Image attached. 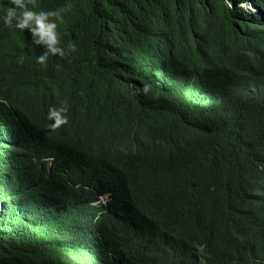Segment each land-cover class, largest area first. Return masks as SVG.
Segmentation results:
<instances>
[{
  "label": "trees",
  "instance_id": "trees-1",
  "mask_svg": "<svg viewBox=\"0 0 264 264\" xmlns=\"http://www.w3.org/2000/svg\"><path fill=\"white\" fill-rule=\"evenodd\" d=\"M40 6L76 51L0 23V264H264V0Z\"/></svg>",
  "mask_w": 264,
  "mask_h": 264
},
{
  "label": "clouds",
  "instance_id": "clouds-1",
  "mask_svg": "<svg viewBox=\"0 0 264 264\" xmlns=\"http://www.w3.org/2000/svg\"><path fill=\"white\" fill-rule=\"evenodd\" d=\"M35 2L40 5V0H8L9 6L7 5L6 10L0 15V23L6 29L11 28L16 32H19L22 36L24 31H28L31 35L32 45L42 46L43 51L39 52L35 60L37 64H45L52 58L64 57L67 52H75V43L69 42L66 49L61 44L57 28H60L62 23L64 8H57L49 10L42 8V10H34ZM240 6L246 7V4L242 3ZM250 10L252 8L248 6ZM2 34V33H1ZM0 34V46H4L7 42L1 39ZM53 56V57H49ZM4 57L2 55L0 58ZM12 61L11 58H8ZM23 59L22 57L20 58ZM4 63H0L2 65ZM19 86L20 84L16 82ZM20 87V86H19ZM150 89V86L145 84L142 91L146 94ZM69 111L67 102H62L57 106H50L47 110L46 119L51 123L48 127L52 130L65 125L67 120V113ZM111 191V190H109ZM112 192V191H111ZM104 192H99L98 203L101 205H110L111 203L100 202ZM113 196V192H112ZM114 197H112L113 202Z\"/></svg>",
  "mask_w": 264,
  "mask_h": 264
},
{
  "label": "water",
  "instance_id": "water-1",
  "mask_svg": "<svg viewBox=\"0 0 264 264\" xmlns=\"http://www.w3.org/2000/svg\"><path fill=\"white\" fill-rule=\"evenodd\" d=\"M34 10H42V7L38 3L35 2V8H34ZM10 30H11V28H10ZM22 35H24V37L28 40V44L31 47L32 40H31L30 33L26 30V31H24V33H22ZM59 38H60V36H59ZM33 47H34V49L37 52H42L43 51L42 46H35V45H33ZM24 51H25V53H28L29 52L28 49L25 47V45H24ZM49 57H53V56H49ZM0 63H11V60L8 59V58H6L4 56V57L0 58ZM43 65H48V64L45 63Z\"/></svg>",
  "mask_w": 264,
  "mask_h": 264
},
{
  "label": "rangeland",
  "instance_id": "rangeland-1",
  "mask_svg": "<svg viewBox=\"0 0 264 264\" xmlns=\"http://www.w3.org/2000/svg\"><path fill=\"white\" fill-rule=\"evenodd\" d=\"M106 192V191H105ZM103 193V197L100 199V202L102 203V204H104V203H108V202H110V203H112V192L109 194V193Z\"/></svg>",
  "mask_w": 264,
  "mask_h": 264
}]
</instances>
